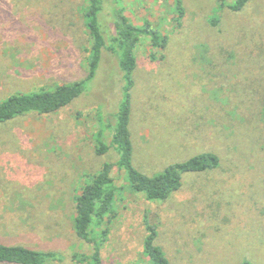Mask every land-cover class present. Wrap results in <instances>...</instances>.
Returning a JSON list of instances; mask_svg holds the SVG:
<instances>
[{
	"label": "rangeland",
	"instance_id": "rangeland-1",
	"mask_svg": "<svg viewBox=\"0 0 264 264\" xmlns=\"http://www.w3.org/2000/svg\"><path fill=\"white\" fill-rule=\"evenodd\" d=\"M121 2L131 22L149 20L167 36L164 47L145 37L135 48L134 165L155 175L201 152L220 161L183 174L166 200L147 199L116 166L115 214L91 233L103 264H151L147 223L172 264H264V0L238 11L220 0ZM87 3L0 0V101L87 77ZM117 62L107 51L95 79L65 107L0 123V243L55 252L45 264H82L75 253L92 252L94 243L75 232V202L117 158L113 149L96 152L100 139L111 143L126 96Z\"/></svg>",
	"mask_w": 264,
	"mask_h": 264
},
{
	"label": "trees",
	"instance_id": "trees-1",
	"mask_svg": "<svg viewBox=\"0 0 264 264\" xmlns=\"http://www.w3.org/2000/svg\"><path fill=\"white\" fill-rule=\"evenodd\" d=\"M122 0H88L84 8L86 26L91 34V45L87 52L89 72L80 80L58 84L54 88H40L34 92H18L0 101V123L16 116L36 112L47 114L70 104L85 92L87 81L95 79L105 53L110 51L120 65L126 80L125 99L116 114V125L110 144L100 139L96 146L98 154L116 153L114 161H106L101 170L85 183L76 197L74 229L77 236L94 243L91 253L76 252L74 259L82 264H103L101 248L97 238L92 237L95 223L103 224L112 211L115 180L113 170L116 166L125 168L132 187L144 193L150 200H166L182 185L183 174L214 168L219 157L213 152H201L182 162L167 165L162 172L148 175L136 168L133 161V143L130 131V93L133 85L132 73L137 66L135 48L143 38H148L155 46L164 47L167 36L154 28L149 20L141 25L130 21L125 13ZM248 0L228 2L220 0L222 6L241 10ZM213 24L217 19L211 20ZM113 29V30H112ZM101 128H99L100 130ZM98 130V132H99ZM103 133L101 129L99 135ZM118 154V155H117ZM148 235L144 242L145 252L151 264H172L163 249L155 243L156 231L153 224L147 223ZM55 252H44L22 244L0 243V263L45 264L47 258H55ZM244 264H253L245 260Z\"/></svg>",
	"mask_w": 264,
	"mask_h": 264
}]
</instances>
